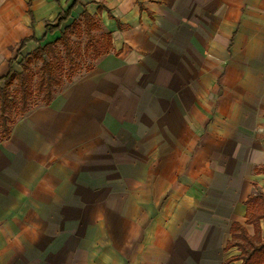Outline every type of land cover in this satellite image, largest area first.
Instances as JSON below:
<instances>
[{
  "label": "crops",
  "instance_id": "1",
  "mask_svg": "<svg viewBox=\"0 0 264 264\" xmlns=\"http://www.w3.org/2000/svg\"><path fill=\"white\" fill-rule=\"evenodd\" d=\"M74 1L0 0V78L85 14L109 39L0 137V264H240L232 224L264 239V0H76L46 31Z\"/></svg>",
  "mask_w": 264,
  "mask_h": 264
},
{
  "label": "trees",
  "instance_id": "2",
  "mask_svg": "<svg viewBox=\"0 0 264 264\" xmlns=\"http://www.w3.org/2000/svg\"><path fill=\"white\" fill-rule=\"evenodd\" d=\"M75 2L76 0L71 6L67 8L66 11H64L57 17V20L54 24L47 25L46 31H54L61 26L62 22L66 21L70 16V12ZM83 17L90 18L88 14L83 15ZM74 20L64 27V30L61 32L60 36L55 41H53V44L47 43L43 46H38L33 51L34 57H37L42 61L41 69L43 71H41L39 75L36 89L38 91L42 89L44 90L45 103H48L55 94V92L52 91V83L55 85H59L61 83V79L60 76L58 77L57 73L51 69L48 61L44 56L48 54L47 52L53 53V56H55V42H59V40H62V45L66 49V62L71 68L72 60H70L69 58L70 53L65 30L67 31L69 28H71V26H73ZM27 40H29V38H25L21 41L20 48L23 47L24 43ZM61 65L62 64L59 62L57 64V68L59 69ZM25 79L26 77L24 69H22L21 71H17L13 70L12 68L9 69L6 75L0 78V80L4 82V84L0 86V114L3 119V133H1L2 135L9 133V128L6 127L5 123L4 112L6 110L14 109L15 101L14 97L11 96L12 89H10V85L14 80H16L18 90L19 92H21L19 111L24 114L28 110L27 103L29 96V85H26V83L24 84ZM263 167L264 165L262 166V168ZM246 203V214L248 216L247 223L256 224V222L260 218L264 217V195L262 193L251 195L246 200ZM230 246H236L240 251L237 256L233 257V259L241 260L240 264H264V239H262L257 232L253 236L249 235L240 223H233L231 226V239L229 240L227 247Z\"/></svg>",
  "mask_w": 264,
  "mask_h": 264
},
{
  "label": "rangeland",
  "instance_id": "3",
  "mask_svg": "<svg viewBox=\"0 0 264 264\" xmlns=\"http://www.w3.org/2000/svg\"><path fill=\"white\" fill-rule=\"evenodd\" d=\"M66 39L68 40V47L70 53V60H72L71 68L66 62V49L62 45V40L55 42L56 54L47 52L44 57L48 61L51 69L60 76L61 83L55 85L52 83V91L56 92L63 88L65 85L71 83L75 76L81 75L82 70H88L91 68L93 62L101 54L105 52L106 45L108 44V36L99 25V22L95 18L78 17L74 20L73 26L67 31L65 30ZM61 63V67L58 69L57 64ZM42 61L41 59L31 56H24L20 62L14 64L15 70L21 71L24 69L25 81L24 84L29 85V96L27 108L38 106L44 102V90L38 91L37 81L41 71ZM57 68V69H56ZM52 71V72H53ZM2 81L0 85L2 86ZM12 89L11 96L14 97V109L6 110L4 112L6 127L9 128L12 121L20 116L22 113L19 111V102L21 99V92L18 90L16 80L10 85ZM11 98V97H10ZM13 102V100H12ZM3 133V119L0 114V137Z\"/></svg>",
  "mask_w": 264,
  "mask_h": 264
}]
</instances>
